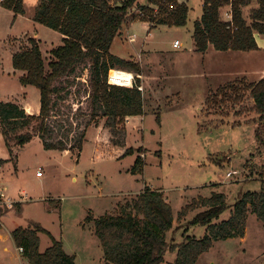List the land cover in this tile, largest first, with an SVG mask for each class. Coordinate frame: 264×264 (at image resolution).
I'll use <instances>...</instances> for the list:
<instances>
[{
	"label": "rangeland",
	"instance_id": "obj_1",
	"mask_svg": "<svg viewBox=\"0 0 264 264\" xmlns=\"http://www.w3.org/2000/svg\"><path fill=\"white\" fill-rule=\"evenodd\" d=\"M185 1L189 5L185 25L144 23L136 18L111 44L112 53L141 64L144 114L123 118L114 126L105 117L90 123L78 154L79 128L86 119L75 110L78 103L73 94L60 109L64 115L58 118L64 121L49 135V141L63 140L70 150H46L34 137L17 149L15 167L11 161L0 166V192L11 199V204L0 203V264H29L10 232L32 223L47 231L39 233L41 251L51 245L53 237L62 242L67 254L74 255L77 264H104L95 219L135 214L126 205L145 186L160 190L171 205L173 226L164 233L169 243H179L185 233L204 234L205 226H187L192 215L205 208L201 197L221 192L231 205L241 192L264 189V121L259 122L254 112L244 117L221 116L207 115L203 109L206 97L218 86L242 77L256 81L264 75V50L213 57L196 51L191 31L203 0ZM136 2L150 5L147 0ZM23 4L24 15H14L0 4V100L26 97L27 102L37 104L38 89L20 83L22 72L13 68L11 54L28 46V35L36 32L47 62L50 49L62 41L58 31L32 20L37 0H24ZM255 6L256 0H251L242 9L248 21L249 9ZM138 9L131 12L138 14ZM226 10L221 7V18ZM149 27L153 29L148 33ZM175 39L181 46L172 47ZM257 42L262 43L259 35ZM224 66L227 70H219ZM130 147L134 152L122 155ZM139 147L144 151V167L142 173L133 174ZM0 157H9L1 132ZM193 200L196 206L179 215ZM230 211L231 207L224 210L216 221L227 219ZM247 217L244 236L215 240L195 264H264V226L254 213ZM164 256L161 264H172L175 255L165 251Z\"/></svg>",
	"mask_w": 264,
	"mask_h": 264
},
{
	"label": "trees",
	"instance_id": "obj_2",
	"mask_svg": "<svg viewBox=\"0 0 264 264\" xmlns=\"http://www.w3.org/2000/svg\"><path fill=\"white\" fill-rule=\"evenodd\" d=\"M147 1L150 5H138L136 0H37L32 20L58 31L62 44L50 49L46 62L38 39L31 34L27 37L28 46L11 54L13 68L22 72L20 83L38 89L40 107L37 114H27L16 102L0 100V132L9 152L7 159L0 157V166L11 161L15 167L17 149L34 137L46 150H70V145L64 147L63 140L49 141V135L64 121L58 118L64 115L60 109L73 94L77 98L74 103H78L75 110L79 109V114L86 119L79 128L78 154L82 150L85 128L90 123L105 117L114 126L123 118L144 114L143 92L138 88L141 64L112 53L111 44L121 29L136 18L168 26L185 25L189 9L185 2L178 0ZM250 1L231 0L232 19L225 21L219 12L229 0H203L201 14L194 20L191 31L196 51L203 53L210 44L219 51L258 49L255 34L264 36V0H256L257 6L249 9L248 21L242 9ZM0 4L11 9L14 15L24 13L23 0H2ZM134 7L140 8L142 15L131 12ZM114 68L133 73V86L110 84L108 72ZM203 109L207 115L221 116L233 113L244 117L254 112L259 122L264 121V76L256 81L242 77L218 86L206 97ZM73 118L71 115L70 119ZM137 151L131 168L133 174L142 173L144 167L143 148ZM133 152L130 147L122 155ZM261 183L263 186L264 179ZM129 202L126 206L135 214L105 215L95 219V233L101 242L104 264H161L165 251L175 255L172 264H195L215 240L244 236L249 212L264 226L263 188L241 192L231 205L221 192L201 197L205 208L192 215L187 226L202 225L205 232L195 237L184 231L185 236L179 243H169L165 238L164 233L173 226L174 219L171 205L160 190L145 186ZM196 204L193 200L178 214H185V210L193 209ZM229 207L227 219L216 221ZM40 232L47 233L39 223H32L16 226L10 233L29 264H77L74 255L67 254L62 242L53 237L51 245L41 251Z\"/></svg>",
	"mask_w": 264,
	"mask_h": 264
},
{
	"label": "crops",
	"instance_id": "obj_3",
	"mask_svg": "<svg viewBox=\"0 0 264 264\" xmlns=\"http://www.w3.org/2000/svg\"><path fill=\"white\" fill-rule=\"evenodd\" d=\"M180 1V0H179ZM23 2H24V0H23ZM180 2H185L187 5H188V2L187 1H185V0H183V1H180ZM23 6H24V13L23 14H20V15H24L25 14V12H26V8H25V5L23 4ZM188 8H189V5H188ZM34 12H35V8H34V10H33V12H32V14H31V16H33V14H34ZM198 18V17H197ZM195 20V19H194ZM144 23H147V22H145V21H143ZM194 22V21H193ZM131 24V23H130ZM147 25V24H146ZM145 25V26H146ZM157 26V25H156ZM193 26V25H192ZM151 27H149V31H148V33L150 32V30L151 29H153V28H151ZM32 35H34L35 37H36V39H38V37H37V33L35 32V33H33ZM256 35V40H257V35L258 34H255ZM259 36H261V39H262V43H259V42H257V44H258V49H256V50H249V51H247V53H246V55L247 54H250L249 52H251V54L252 53H254V52H260V51H263L264 50V45L262 46L261 44H264V36H262V35H259ZM61 37H62V35L59 37V40H60V42L62 41L61 40ZM174 42V41H173ZM40 43V42H39ZM172 47H175L173 44H172ZM176 48V47H175ZM111 50V49H110ZM148 52H150V54H152L151 53V51H149V50H147ZM156 51V50H155ZM155 51H153V53H155ZM231 51H234V50H228V51H219V50H216L214 47H213V45L212 44H210L209 46H208V48H207V50L205 51V52H203V54L204 55H209L210 54V56L211 57H213V56H220V55H223L224 54V52H225V54H228V56H235V55H237V54H234L233 52H231ZM157 52V51H156ZM223 52V53H222ZM244 52V51H243ZM149 54V55H150ZM242 54H244V53H242ZM118 56H119V54H117ZM147 56V55H146ZM224 57H222V59H223ZM140 62H142L141 61V59H140ZM224 67H226V66H224ZM221 68V69H219V70H222V71H225V70H227V68L228 67H226V68ZM264 71V70H263ZM227 74V73H226ZM230 74V73H229ZM228 74V75H229ZM140 75V78H141V83H142V78H143V72H141V74H139ZM264 75H261V77H263ZM261 77H259V79L261 78ZM258 80V79H257ZM24 92V91H23ZM5 101H7V100H5ZM11 101H13V102H16L17 104H19L23 109H24V111H25V113H27V114H29V113H33V114H37L38 112H39V107H40V96H39V102H37V104H33V103H31V102H27L26 101V97H23V98H19L17 101L15 100H11ZM130 117H132V116H130ZM98 130H99V128H98ZM97 133L96 132H94V134H93V138L95 137V135H96ZM94 142H95V140H94ZM97 142V141H96ZM95 144V143H94ZM97 144V143H96ZM94 147H96V145H94ZM17 202H20V201H17ZM22 202V201H21ZM19 207H21L22 208V203H21V205H18ZM3 215V214H2ZM2 215H0V216H2ZM12 231V230H11ZM11 233V232H10ZM11 236V235H10ZM16 246V245H15ZM17 247V246H16ZM18 248V247H17ZM19 249V248H18Z\"/></svg>",
	"mask_w": 264,
	"mask_h": 264
},
{
	"label": "built area",
	"instance_id": "obj_4",
	"mask_svg": "<svg viewBox=\"0 0 264 264\" xmlns=\"http://www.w3.org/2000/svg\"><path fill=\"white\" fill-rule=\"evenodd\" d=\"M0 1H2V0H0ZM230 1H231V0H229V2H227V4H224V5L222 6V8H223V7H227V10L224 12V15H223V18H222V19L225 20V21H227V20H231V19H232V17H231V2H230ZM138 14H139V15H142V12H141V11H138ZM173 45H174L175 47H179V46H181V43H180V41H179L178 39H175L174 42H173ZM116 70H117V69H116ZM110 71H112V69H110L109 72H108V82H109L110 84H114L113 81H112V79H111ZM131 74H132V73H131ZM134 80H135V76L132 75L131 78H130V82H129V84H127L126 86H130V87L133 86V84H134ZM138 88H140V85L138 86ZM37 175H40V171L37 172ZM2 196H5V197L1 199ZM8 198H9V197H7V196L4 194V192H3V193L0 192V203H3L2 201L10 203V202H11V199H10V198L8 199ZM10 204H11V203H10ZM19 250L21 251L22 248H19Z\"/></svg>",
	"mask_w": 264,
	"mask_h": 264
},
{
	"label": "bare ground",
	"instance_id": "obj_5",
	"mask_svg": "<svg viewBox=\"0 0 264 264\" xmlns=\"http://www.w3.org/2000/svg\"><path fill=\"white\" fill-rule=\"evenodd\" d=\"M110 75H111V79L113 81L114 84L116 85H127L130 82V78L133 74L130 73V71H125V70H116V69H112V71H110Z\"/></svg>",
	"mask_w": 264,
	"mask_h": 264
}]
</instances>
